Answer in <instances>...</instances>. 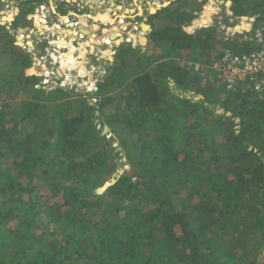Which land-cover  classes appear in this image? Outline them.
Returning <instances> with one entry per match:
<instances>
[{
    "label": "trees",
    "instance_id": "16d2710c",
    "mask_svg": "<svg viewBox=\"0 0 264 264\" xmlns=\"http://www.w3.org/2000/svg\"><path fill=\"white\" fill-rule=\"evenodd\" d=\"M10 1L20 12L0 20V264H264V97L203 75L225 49L262 47L188 33L203 2L175 0L149 17V47L116 49L94 104L63 76L43 88L26 73L16 32L50 0ZM232 2L236 30L246 11L264 25V0ZM214 11L210 0L195 26ZM122 156L133 175L119 173Z\"/></svg>",
    "mask_w": 264,
    "mask_h": 264
},
{
    "label": "rangeland",
    "instance_id": "374dc122",
    "mask_svg": "<svg viewBox=\"0 0 264 264\" xmlns=\"http://www.w3.org/2000/svg\"><path fill=\"white\" fill-rule=\"evenodd\" d=\"M4 3L11 4V2H14L11 4L10 9H8L5 5H3L1 11H0V20L6 19L9 15L13 16L15 18L19 12V3L15 1L10 0H1ZM51 1V0H50ZM65 2L67 3V12L61 13L58 9L56 10L57 16L51 14L50 9L48 8L49 4H44L45 7L44 13L48 11V17L45 20V15H40L41 19H44L49 26V29L44 28H38L35 24L32 27H29L30 25L24 29V36L25 38L20 36L19 30L16 32V39L22 37V40H18V43L23 45L25 44V47H28L29 52L32 53V62L34 63L31 67L32 69H35L34 73L30 74L29 68L27 70V74L29 76H36L42 78L44 80V77L50 74L49 70H52L53 68L58 71V74L60 77H64V79L67 81L69 85L73 88L75 94H82L85 97L91 100V103H96L99 99L100 95L97 94V84L96 79H105L108 68H110L111 62L114 61V55L116 49L121 44H129L132 43L133 45H136V47L142 48V50H145L147 47H149V42L145 47H142L140 42L138 41L139 35H144V37L148 36V33L145 30L143 31L144 25H149V17L154 13V11L160 10L166 6H168L171 2H174L175 0H55V2ZM91 1H94L90 3ZM199 2H203L200 11L196 13V19L190 24L188 27H186V31L190 34L194 33L197 29H200L201 26H195V22L200 19L204 13L205 7L210 4V0H198ZM222 9H218V7L221 5L219 2H214V7L216 9V12L211 16L210 19H212L210 25L204 26V27H213L217 26L219 24H225L229 25L230 21H234L233 17H230L229 15H226V12L228 9L227 2H231L232 0H222ZM219 4V5H218ZM218 6V7H217ZM157 7V8H156ZM41 7H39L40 9ZM47 8V11H46ZM247 8V7H246ZM255 8V7H253ZM248 11H251L249 8H247ZM229 11V10H228ZM40 13V12H39ZM39 13L35 14V20L39 18ZM246 14H249L247 18L253 19V16H258L259 12L256 14L245 12ZM251 14V15H250ZM29 15L27 18L28 20ZM33 16V15H32ZM97 16H107L105 20H95ZM67 17L69 21L72 23H77V26L68 27L67 23H62V19ZM81 18L84 19L85 22H87V26H83L81 24ZM100 19V17H99ZM239 20V18H236ZM241 21V23H240ZM7 22V21H6ZM238 25L242 24L243 21L239 20ZM251 23V21H248ZM254 23L255 25L258 23ZM248 23V24H249ZM57 24V26H61L63 30H77L76 36L68 35V37H64L61 34L60 30L53 29L52 25ZM237 24V23H236ZM259 24V23H258ZM95 26L97 27L96 31H92L90 27ZM118 27L119 31L121 33V40L120 44H117L115 40H111V43H105L104 38L106 36V33L109 35L113 34V28ZM127 27V28H126ZM80 28H83L85 30H88L90 32L89 35L83 34L80 31ZM203 28V27H202ZM201 28V29H202ZM106 30V33H105ZM240 31V30H237ZM112 32V33H111ZM137 37H133V35ZM147 34V35H146ZM90 35H93L96 37L94 41H90ZM148 38V37H147ZM38 39L42 40L44 43H48V41H54L61 45V42L68 43L72 41V44L76 48L73 55L74 59L77 63H83L84 72L81 71V67L77 66L76 68H68L65 67V69L62 68L63 60H65V55L69 52V48L63 46L61 47L60 54L62 55L61 61L57 59V63L52 64L50 62V55L52 54L51 49L48 46V49L45 50L44 43L38 44ZM123 40V41H122ZM90 42L89 45H87L84 49L86 52L84 53V57L82 58L80 56V45L86 44V42ZM104 42V43H103ZM123 42V43H122ZM27 51V50H26ZM37 51H41L43 55L46 56V63L44 61H39L41 56L37 55ZM156 52V49L150 50L149 54H152ZM55 58V57H53ZM51 63V64H50ZM54 87V83H52ZM116 104H114L115 106ZM223 114V112L221 113ZM98 116V113L96 114ZM239 122V121H237ZM101 121L98 120V128H100ZM107 128V127H106ZM109 130V128H108ZM104 131V130H103ZM105 135V134H103ZM108 135V138H110L111 134L106 133ZM114 146H117L116 139L111 140ZM120 148V147H119ZM121 169L120 174L123 172V170L131 171L130 167L127 165V162L125 158L122 156L121 160ZM99 192H103L102 189L99 190Z\"/></svg>",
    "mask_w": 264,
    "mask_h": 264
},
{
    "label": "built area",
    "instance_id": "2783aa9c",
    "mask_svg": "<svg viewBox=\"0 0 264 264\" xmlns=\"http://www.w3.org/2000/svg\"><path fill=\"white\" fill-rule=\"evenodd\" d=\"M56 10L57 8H55L53 11H50L51 14L58 15ZM44 11L45 7L41 6L39 15H45L46 20L49 18L47 8L46 14ZM43 20L44 19H41V24H43ZM229 23L230 24L228 26L225 24L214 26L216 28L217 37L219 40H222L223 42L235 41L241 44H247L256 47L261 46L262 48L260 47L261 49L257 52H252L245 55H239L230 49H225L222 52L219 60L205 69L203 75H208V79H214L216 82L224 84L228 90H234L239 80H246L248 82H243V84H241L244 86V88H242L243 93L251 92L260 98L264 97V25H255V21H253L249 23L250 27L248 29L237 31L236 28L239 26L238 23L236 24L234 21H230ZM75 26H77V23H75ZM57 29L61 30L62 27L59 25L57 26ZM21 36L23 38L26 37L24 34ZM63 36L66 38L68 37L66 34ZM120 36L121 33L119 34L118 38H120ZM41 42L43 41L38 39V43ZM21 46L24 49L26 48L25 45ZM48 46L52 51V54L49 57L51 58L50 62L55 64L57 63V59L61 61L62 55L60 54L61 47L59 44L54 41H48ZM39 56H41V59L37 62L39 63L40 61H44L46 63V56ZM196 68L199 69L201 67L197 65ZM49 71L50 74L45 76L44 80L42 81V85L46 88L50 87L48 85L54 83L55 78H57V71ZM1 105L2 103L0 100V108Z\"/></svg>",
    "mask_w": 264,
    "mask_h": 264
},
{
    "label": "bare ground",
    "instance_id": "6f19581e",
    "mask_svg": "<svg viewBox=\"0 0 264 264\" xmlns=\"http://www.w3.org/2000/svg\"><path fill=\"white\" fill-rule=\"evenodd\" d=\"M215 1H217V2H219V3H221V0H215ZM91 3V2H90ZM223 4V3H222ZM222 4L218 7V9H222ZM219 5V4H218ZM157 8V7H156ZM211 16H212V14H211ZM12 18H13V16H11V15H9L8 17H7V19L6 20H8V21H11L12 20ZM211 18V17H210ZM247 18V17H246ZM95 20H99V17L97 16L96 18H94ZM212 20V19H211ZM81 24L83 25V26H87V22H85L84 21V19L83 18H81ZM101 21H102V19H101ZM62 22L63 23H67V26L70 28V27H72V26H75V24L74 23H72L71 24V22L69 21V19L67 18V17H65V18H63L62 19ZM36 27H38V28H44V29H49V26L47 25V23H46V21L45 20H43V24H41V16L39 15V18H38V20L36 21V25H35ZM52 27H53V29H57V24H53L52 25ZM250 27V25L247 27V28H245V29H248ZM127 28V27H126ZM90 29L92 30V31H96L97 30V27H95V26H92V27H90ZM242 30H244V29H240V31H242ZM80 31L83 33V34H86V35H89L90 34V32L88 31V30H85V29H83V28H80ZM223 32V31H222ZM60 33L61 34H68V35H72V36H76V34H77V30L75 29V30H63V29H61L60 30ZM105 33H106V30H105ZM112 33V32H111ZM113 36L116 38L117 36H119V34H120V31H119V28L118 27H114L113 28ZM133 35V34H132ZM113 36H111V35H109V34H107L106 33V36H105V38H104V42L105 43H111V40H114L115 38L113 37ZM111 37H113L114 39H112ZM133 37H135L134 35H133ZM94 39H96V37H94L93 35H90V41H94ZM119 39H121V36H120V38ZM135 39H137V37H135ZM20 41L22 40V37H20V39H19ZM138 41H139V39H138ZM103 42V43H104ZM116 42V41H115ZM117 44H120V40H118L117 42H116ZM90 44V42L88 41V42H86V44H81L80 45V48H79V51H80V56L83 58L84 57V53L86 52V50L84 49L87 45H89ZM60 46H65V47H68L69 48V52L65 55V60H63V65H62V68L63 69H65V67H68V68H76L77 66H79V67H81V71L82 72H84V68L82 67L83 66V63H77L76 62V60L74 59V55H73V53H74V51H75V47H74V45L72 44V41H70V42H68V43H65V42H61V45ZM34 71H35V69H33V73H34Z\"/></svg>",
    "mask_w": 264,
    "mask_h": 264
},
{
    "label": "clouds",
    "instance_id": "9594fccd",
    "mask_svg": "<svg viewBox=\"0 0 264 264\" xmlns=\"http://www.w3.org/2000/svg\"><path fill=\"white\" fill-rule=\"evenodd\" d=\"M12 3H14V2H11V4H12ZM221 3H223L222 0H221ZM11 4H10V5H11ZM232 4H233V2H232ZM166 7H167V6H166ZM226 9H227V7H226ZM157 11H158V10H157ZM157 11H156V12H157ZM39 12H40V9H39ZM153 14H155V13H153ZM30 17H31V18H30ZM30 17H29V19H30L31 21H32V20L35 21L34 15H33V16H30ZM14 19H15V18H13V20H14ZM13 20H11L10 22H6V23H11ZM1 21H2V20H1ZM253 21H255V23H256V22H257L256 18H255ZM6 23H5V24H6ZM34 25H35V24H33V26H34ZM256 25H259V24L257 23ZM201 28H202V27H200V29H201ZM203 28H215V27L213 26V27H203ZM22 30H23V33H25V32H24V29H22ZM197 30H199V29H197ZM215 30H216V28H215ZM19 32H20V30H19ZM20 33H21L20 36L23 35L22 32H20ZM145 33H148V32L146 31ZM113 34H114V33H113ZM113 34H112V35H113ZM112 35H111V36H112ZM146 35H147V34H146ZM216 35H217V31H216ZM17 39L19 40V38H17ZM118 39H119V38H118V36H117L114 40L117 41ZM120 41H121V40H120ZM122 41H123V40H122ZM17 43H18V41H17ZM41 43H44V42H41ZM41 43H38V44H41ZM45 43H46V42H45ZM122 43H123V42H122ZM46 44H47L46 49H48V43H46ZM18 45L21 46V44H19V43H18ZM23 45H25V44H23ZM133 46L136 47V45H133ZM21 47H22V46H21ZM22 48H23V47H22ZM27 48H28V47H26L25 50H27V51L29 52V49H27ZM23 49H24V48H23ZM31 54H32V53H31ZM37 55H38V56H39V55H43V53H42L41 51H37ZM197 65H199V64H197ZM197 65H196V66H197ZM196 66H195V67H196ZM199 66L202 67L203 65H199ZM196 69H197V68H196ZM52 70L56 71L54 68H53ZM197 70H198V69H197ZM56 74H57V76H59L58 71H57ZM207 76H208V75H207ZM207 76H206V77H207ZM207 79H208V78H207ZM209 80H210V81H213V82L215 81L214 79H209ZM42 81H43V80H42ZM215 82H216V81H215ZM217 83H218V82H217ZM219 84H222V83H219ZM222 85H224V84H222ZM48 86H50V88L53 87L52 84H50V85H48ZM224 86H225V85H224ZM43 88H46V87L43 86ZM226 89H227V88H226ZM227 90H228V89H227ZM235 90H236V89H235ZM228 91H232V90H228ZM200 98H201V97H200ZM219 110H223V109H219ZM219 110H218V111H219ZM223 113H225V112H223Z\"/></svg>",
    "mask_w": 264,
    "mask_h": 264
},
{
    "label": "water",
    "instance_id": "95a60500",
    "mask_svg": "<svg viewBox=\"0 0 264 264\" xmlns=\"http://www.w3.org/2000/svg\"><path fill=\"white\" fill-rule=\"evenodd\" d=\"M154 13H156V11H154ZM31 18V17H30ZM7 19V18H6ZM6 19H2V24H5L6 23V21L7 22H10V21H8V20H6ZM12 20H13V18H12ZM145 27H147L148 29H147V32H149V31H151V26L150 25H144ZM20 32H23V30L22 29H20ZM113 36V35H112ZM114 37V36H113ZM113 37H111L112 39H114ZM144 41H145V44L144 45H142V47H145L146 45H147V43H148V38L147 37H144ZM222 112H224V110H219L218 111V113L219 114H221ZM228 116H230L231 114H227ZM108 128H104V131H103V134H106V133H108ZM118 150H121V148H118ZM133 173H134V170H131L130 172H129V175H133ZM110 186V184H107V185H105L103 188H102V191H105L108 187Z\"/></svg>",
    "mask_w": 264,
    "mask_h": 264
},
{
    "label": "flooded vegetation",
    "instance_id": "af4514ba",
    "mask_svg": "<svg viewBox=\"0 0 264 264\" xmlns=\"http://www.w3.org/2000/svg\"><path fill=\"white\" fill-rule=\"evenodd\" d=\"M56 1H57V0H56ZM92 2H94V1H91V3H92ZM214 2H215V0H214ZM48 4H49V5H48V8L50 9V11H53L55 8L58 9V7H59L58 3L55 2V0H51V1H49ZM43 5H44V4H42V5L38 6V7H36V8H35V12H34V14H31V16H32V15H35V14H37V13H39V7H41V6H43ZM55 16H57V15H55ZM98 17H100L99 20H101V19L105 20V19L107 18V16H98ZM34 22H35V21H34ZM102 22H104V21H102ZM142 28L144 29L145 26H143Z\"/></svg>",
    "mask_w": 264,
    "mask_h": 264
},
{
    "label": "crops",
    "instance_id": "0c3cea01",
    "mask_svg": "<svg viewBox=\"0 0 264 264\" xmlns=\"http://www.w3.org/2000/svg\"><path fill=\"white\" fill-rule=\"evenodd\" d=\"M221 4V3H220ZM234 5V4H233ZM214 9H215V7H214ZM228 9V8H227ZM214 12H216V9H215V11ZM213 12V13H214ZM226 14H227V12H226ZM229 14V13H228ZM227 14V15H228ZM229 15H231V14H229ZM231 16H233V15H231ZM233 18H235V19H233L234 20V23H239L238 21L239 20H241V18L242 17H239V15H235V16H233ZM236 18H239V20H237ZM249 19V18H248ZM255 19V17H253V19H249L251 22H253V20ZM143 31H144V29H143ZM145 33V32H144ZM140 37H139V42H140V44H142V45H144L145 44V41H144V35H139Z\"/></svg>",
    "mask_w": 264,
    "mask_h": 264
}]
</instances>
